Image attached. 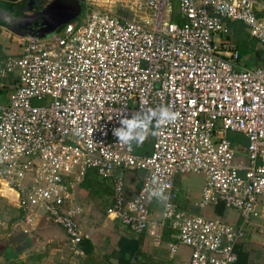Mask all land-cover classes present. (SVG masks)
Segmentation results:
<instances>
[{"label":"built area","instance_id":"2783aa9c","mask_svg":"<svg viewBox=\"0 0 264 264\" xmlns=\"http://www.w3.org/2000/svg\"><path fill=\"white\" fill-rule=\"evenodd\" d=\"M83 5L86 24L79 16L46 40L13 34L3 49L0 180L18 194L27 222L45 215L74 254L84 256L80 245L89 238L78 220L79 191L94 178L112 188L109 217L154 242L169 234L171 255L180 246L192 251L182 264H240L246 226L264 209V63L243 66L238 45L217 39L241 22L264 52V3ZM161 106L179 118L140 145L151 141L150 154L119 144L120 119ZM131 172L140 175L139 189L127 184ZM186 174L205 179L194 206L224 205L239 212L236 224L184 209L177 183Z\"/></svg>","mask_w":264,"mask_h":264},{"label":"crops","instance_id":"0c3cea01","mask_svg":"<svg viewBox=\"0 0 264 264\" xmlns=\"http://www.w3.org/2000/svg\"><path fill=\"white\" fill-rule=\"evenodd\" d=\"M22 1L24 0L15 3H22ZM45 1L44 4H46ZM0 35L9 42L15 34L13 35L0 25ZM221 40H230L238 45L243 58V66L246 67L249 62L254 64L252 67L264 63V52L243 27L229 23L228 33L221 35L217 43ZM4 47H1L2 54ZM152 135H150L151 138ZM151 151L150 141L142 153L150 154ZM204 182V177L199 174H186L178 179L177 184L184 195V201L181 203L184 209L194 214L200 213V209L196 208L194 203L201 196ZM127 184L132 189H139L141 186L135 173L127 175ZM1 186L0 183V188ZM90 193V189L84 185L81 186L78 196L81 214L78 220L89 236L88 239L92 240L96 253L102 255L108 264H182L190 259L192 251L185 246H180L178 252L171 255L168 249V244L171 242L169 234L163 241L154 242L146 235L130 232L118 220L109 217L106 211L112 204L113 197L110 185H101L100 190L95 194V196L107 199L106 206L104 204L105 216L103 218H98L91 212L87 204ZM157 207H155L156 216L160 212ZM205 209H208L205 215L208 218H216L214 215H223L226 211L224 205ZM38 219L32 224L28 223L17 201H11L0 194V246H2L0 247V264H77V262L81 264L85 254L80 256L70 250L65 232L46 217ZM259 234L254 236L257 240H254V237L251 240L247 239L238 247L240 264H264V228L259 231ZM5 241L7 243L3 244ZM186 250H188L187 254Z\"/></svg>","mask_w":264,"mask_h":264},{"label":"water","instance_id":"95a60500","mask_svg":"<svg viewBox=\"0 0 264 264\" xmlns=\"http://www.w3.org/2000/svg\"><path fill=\"white\" fill-rule=\"evenodd\" d=\"M84 0H24L13 3L0 0V25L20 37L46 40L59 28L76 20ZM33 11L32 14L27 12Z\"/></svg>","mask_w":264,"mask_h":264},{"label":"clouds","instance_id":"9594fccd","mask_svg":"<svg viewBox=\"0 0 264 264\" xmlns=\"http://www.w3.org/2000/svg\"><path fill=\"white\" fill-rule=\"evenodd\" d=\"M179 118V113L172 111L167 106L159 109L138 112L131 118L120 119V127L113 129V135L118 139L119 144L131 148L135 143L137 146L143 144L150 134H155V130L163 125L175 122ZM152 195L160 199L163 197L162 191L154 190Z\"/></svg>","mask_w":264,"mask_h":264},{"label":"rangeland","instance_id":"374dc122","mask_svg":"<svg viewBox=\"0 0 264 264\" xmlns=\"http://www.w3.org/2000/svg\"><path fill=\"white\" fill-rule=\"evenodd\" d=\"M259 1L264 3V0H259ZM82 9H83V11L81 12L79 19H80L81 24L84 25L88 21L89 11H88V9H87V7L85 5H82ZM234 24L237 27H241V28L243 27V29L248 31V33L250 35V29L246 25H244L241 22H236ZM7 43H8V41H6V39L4 37H1V35H0V47H3L5 45H7ZM10 44L13 45L14 43H10ZM242 62H243V60H242ZM252 66H254V64L251 63V62L246 64V67H252ZM231 137H232L233 140L237 141L241 145H244V137H242L241 135L231 134ZM134 145H135V148H137L138 153L142 154L141 150L139 149L141 147L137 146L135 143H134ZM141 149L143 150L144 148H141ZM238 158H240V160H246V157L244 156V154H240ZM131 173H133V172H131ZM127 174H130V173H127ZM135 174L137 175V177L140 176L138 173H135ZM104 185L106 186V184H104ZM87 200H88L87 204L90 207V209L92 210L91 212H93V215L97 216L98 218H103L105 216L104 208H105L106 203H107L106 197L102 198L100 196H95V195H92L90 193V194H88ZM104 204H105V206H104ZM157 208H159L158 210L160 212H162V208H160V207H157ZM207 210L208 209H200V213L199 214L195 213V214L196 215H204L205 216V215H207L206 214ZM42 217H45V215L42 216ZM214 217L222 218V219H224L226 222H228L230 224H236V222H237L236 220H238V218L240 217V214H239V212H237V211H235L233 209H226V211H225V213L223 215H214ZM38 220H40V218ZM50 222L53 223L52 221H50ZM263 228H264V209L259 208L258 214L253 216L252 219L250 220V223L246 226V234H247L246 238L251 240L254 236L260 235L259 231L262 230ZM58 229H60V228H58ZM254 240H257V238L255 239V237H254ZM6 243H7L6 241L3 242V244H6ZM0 247H2V246H0ZM181 252L184 253V250L181 249ZM185 253L187 254L188 250H186ZM77 259H79V258H77ZM77 264H79V262H77Z\"/></svg>","mask_w":264,"mask_h":264},{"label":"trees","instance_id":"16d2710c","mask_svg":"<svg viewBox=\"0 0 264 264\" xmlns=\"http://www.w3.org/2000/svg\"><path fill=\"white\" fill-rule=\"evenodd\" d=\"M8 2H19V0H6ZM51 0H46V2H50ZM23 2V1H22ZM63 27V26H62ZM61 27V28H62ZM59 28V29H61ZM1 47H0V57H2ZM245 143V142H244ZM141 149V148H139ZM142 152V149H141ZM87 189L91 190V194L95 195L100 190L102 184H100L96 179L88 178L87 181L83 184ZM80 248L84 251L85 257L83 258L81 264H108L105 259H103L102 255H98L96 253L95 246L90 239H85Z\"/></svg>","mask_w":264,"mask_h":264},{"label":"bare ground","instance_id":"6f19581e","mask_svg":"<svg viewBox=\"0 0 264 264\" xmlns=\"http://www.w3.org/2000/svg\"><path fill=\"white\" fill-rule=\"evenodd\" d=\"M0 183L2 184L0 188V194L4 197H7L11 201H17L18 195L16 191L9 187L8 183L4 180H0Z\"/></svg>","mask_w":264,"mask_h":264},{"label":"flooded vegetation","instance_id":"af4514ba","mask_svg":"<svg viewBox=\"0 0 264 264\" xmlns=\"http://www.w3.org/2000/svg\"><path fill=\"white\" fill-rule=\"evenodd\" d=\"M45 3H46V1H45ZM28 14H32L33 13V11H29V12H27Z\"/></svg>","mask_w":264,"mask_h":264}]
</instances>
